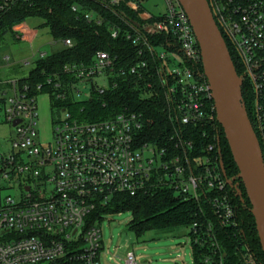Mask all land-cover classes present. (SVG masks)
<instances>
[{"label": "built area", "instance_id": "built-area-1", "mask_svg": "<svg viewBox=\"0 0 264 264\" xmlns=\"http://www.w3.org/2000/svg\"><path fill=\"white\" fill-rule=\"evenodd\" d=\"M33 1L1 0L0 11ZM145 1L126 0L128 10L144 21L154 20L132 28L125 34L126 39L140 47L139 58L146 52L151 59L163 61L162 83L171 96L174 117L184 126L208 123L215 128L218 121L211 88L185 11L178 0H163L164 12L156 16L144 10ZM207 1L219 31L233 51L240 76L252 92L251 125L264 163V0ZM96 2L111 11L120 0ZM71 11L77 13L80 7L73 5ZM83 17L97 24L102 21L93 10L83 12ZM23 32L14 33L15 39L29 38ZM110 32L113 39L119 36L116 29ZM153 36L166 37L165 50L150 45L149 38ZM61 41L65 48L73 46L70 39ZM38 55V59L46 57L45 53ZM172 59L178 61V66L166 71ZM117 61L97 51L90 64L65 65L60 74L49 75L40 83L20 85L21 79H0V125H7L12 137L9 153L0 154V264H52L63 258L74 263L101 264V229L89 222V216L114 195L133 197L160 185L172 188L184 199L197 201L203 196L222 226L234 223L235 210L225 190L226 180L212 157L192 156L191 142L177 139L175 148L180 152L172 153L143 142V116L127 109L95 122L81 120L69 112V103L85 102L76 100L81 94L76 87L80 84H90L91 99L95 94L102 96L117 89L120 81L129 85L136 79L144 82L146 96L151 95L147 61L141 59L127 67H119ZM0 62L8 66L10 58L5 56ZM95 78L104 79L107 87L99 88ZM41 93H47L52 103H67L61 106L65 118L53 129L52 142L47 146L38 141L36 130V98ZM214 148L210 145L207 150L212 153ZM8 190L17 195L3 194ZM69 228L83 229V249L77 250L72 233H65ZM190 231L196 244L215 241L209 220L194 223ZM125 249L124 264H138L129 246Z\"/></svg>", "mask_w": 264, "mask_h": 264}, {"label": "trees", "instance_id": "trees-1", "mask_svg": "<svg viewBox=\"0 0 264 264\" xmlns=\"http://www.w3.org/2000/svg\"><path fill=\"white\" fill-rule=\"evenodd\" d=\"M1 4V0H0ZM126 0H120L119 6L113 10H106L99 6L96 0H34L29 4H16L0 11V41L13 29L25 23L31 17H41L49 28L50 34L56 40L70 39L73 46L65 48L57 54L38 59L34 69L26 78L20 80V85L25 82L31 85L43 82L49 75L60 74L65 65L90 64L97 51H103L112 58H118L119 67L136 64L141 59L146 60L149 68L148 82L152 85V93L146 96L147 88L144 82L134 79L129 85L119 82L118 88L99 96L94 95L89 101L69 103V112L81 120L95 122L105 120L123 112L125 109L142 114L144 130L141 140L149 142L167 152H180L175 148L177 139H182L193 144V157L209 155L218 165L219 172L222 164L227 182L226 192L229 195L235 210L234 223L222 226L212 214L210 207L203 196L195 201L184 199L176 195L168 186H156L147 193L129 196L125 194L114 195L107 204H100L89 216L90 223L100 218L101 212L114 213L131 212L132 218L129 231L136 237L142 236L147 231H171L177 228L189 229L188 236L191 240L193 264H248L246 258L252 259L251 264H264V254L261 250L255 223L249 212L250 205L243 186L240 183L238 170L231 158L222 129L217 123L215 128L208 123L198 126H184L173 114L171 96L163 87L161 70L163 61L151 59L148 53L139 58L136 47L126 39L125 34L131 33L135 26L142 27L153 23L154 20L144 21L137 13L126 7ZM78 5L80 11L73 13L71 7ZM93 10L101 17L102 21L88 22L83 17V12ZM111 29L119 31V36L111 38ZM224 38V37H223ZM164 36L149 38L152 47L166 49ZM234 64L236 73L241 72L233 51L224 38ZM170 84V83H169ZM250 89L245 81L241 86V98L247 116L252 123V109L249 110L247 100L251 98ZM66 102H55L56 106L66 105ZM210 145L215 146L212 153L208 152ZM235 185L241 190L239 197ZM243 199V201H242ZM213 223L214 242L204 241L202 245L196 244L190 231L194 223ZM52 264H81L61 259Z\"/></svg>", "mask_w": 264, "mask_h": 264}, {"label": "rangeland", "instance_id": "rangeland-1", "mask_svg": "<svg viewBox=\"0 0 264 264\" xmlns=\"http://www.w3.org/2000/svg\"><path fill=\"white\" fill-rule=\"evenodd\" d=\"M146 12L153 15H160L164 12L163 0H146L143 3ZM29 35V38L16 40L14 33ZM65 49L61 40H56L50 34L49 28L41 17H31L26 19L22 26L15 27L13 33H9L0 41V59L5 56L10 58L9 65L0 62V79H23L34 69L38 60V53H45L46 56L57 54ZM157 53L162 51L158 48ZM28 64H25V63ZM178 66L177 60H171L166 64V71L175 69ZM248 84L247 81H245ZM94 83L99 88H106L107 82L104 79L95 78ZM80 91L78 101H88L90 99V84H80L76 86ZM37 105V124L38 141L47 146L52 142L53 129L57 123L65 118V112L61 106L52 103L47 93H41L36 98ZM10 128L7 125H0V154H8L11 148ZM5 195L15 197L16 191H4ZM176 195H178L176 193ZM95 225L101 229V241L103 253L101 264H124L125 246L136 256L138 264H193L191 240L188 236L189 229L177 228L171 231H147L142 236L136 237L129 231L131 222V212L122 213L101 212ZM83 229L65 231L66 234L72 233V243H76V249L84 248L81 241ZM48 264V263H44Z\"/></svg>", "mask_w": 264, "mask_h": 264}, {"label": "water", "instance_id": "water-1", "mask_svg": "<svg viewBox=\"0 0 264 264\" xmlns=\"http://www.w3.org/2000/svg\"><path fill=\"white\" fill-rule=\"evenodd\" d=\"M196 37L202 69L212 92L215 115L247 196L264 254V163L261 146L241 98L243 79L236 73L225 40L207 0H178ZM221 171L224 174L222 164ZM239 197L238 185L234 186ZM243 201V199H242Z\"/></svg>", "mask_w": 264, "mask_h": 264}, {"label": "flooded vegetation", "instance_id": "flooded-vegetation-1", "mask_svg": "<svg viewBox=\"0 0 264 264\" xmlns=\"http://www.w3.org/2000/svg\"><path fill=\"white\" fill-rule=\"evenodd\" d=\"M249 92H250L251 98L249 100H247L246 103H247V106H248V108L250 110V109L253 108V95H252V92L251 91H249Z\"/></svg>", "mask_w": 264, "mask_h": 264}]
</instances>
